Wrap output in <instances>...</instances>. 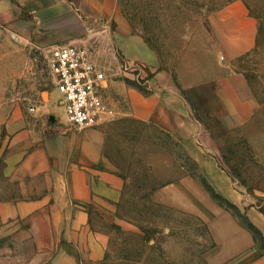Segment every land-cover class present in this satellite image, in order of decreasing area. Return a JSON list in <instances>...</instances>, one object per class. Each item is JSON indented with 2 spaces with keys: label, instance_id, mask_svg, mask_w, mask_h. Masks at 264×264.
<instances>
[{
  "label": "crops",
  "instance_id": "obj_1",
  "mask_svg": "<svg viewBox=\"0 0 264 264\" xmlns=\"http://www.w3.org/2000/svg\"><path fill=\"white\" fill-rule=\"evenodd\" d=\"M156 13L150 12L151 26L138 29L118 0H0V24L15 37L49 56L58 46L93 49L122 75L105 100L109 111L93 129L40 137L22 109L0 108V264L101 262L104 236L95 223L113 219L124 197L115 146L108 126H101L112 117L154 126L178 142L208 183L243 205L264 236V211L248 201L230 166L242 164L219 160L189 96L210 89L217 105L209 113L221 118L226 139L246 141L262 157L264 87L258 92L238 69L258 45L257 22L243 0L204 21L182 18L176 32ZM170 35L176 37L171 44ZM123 75L140 77L146 91ZM222 264H264V254L249 248Z\"/></svg>",
  "mask_w": 264,
  "mask_h": 264
},
{
  "label": "rangeland",
  "instance_id": "obj_2",
  "mask_svg": "<svg viewBox=\"0 0 264 264\" xmlns=\"http://www.w3.org/2000/svg\"><path fill=\"white\" fill-rule=\"evenodd\" d=\"M118 1L138 29L153 24L150 12L160 14L163 10L160 15L167 30L176 32L182 29V18L189 23L204 21L234 0ZM243 1L257 22L258 45L240 60L238 69L260 92L264 87V0ZM170 36L171 44L176 37ZM93 53L92 49L94 62L107 78L106 87L107 82L110 84L104 92L107 100L112 85L122 75L114 64H104ZM49 58V54L15 37L0 24V108L22 109L40 137L59 135L72 127L49 72ZM120 65L124 69L127 66L123 61ZM123 78L146 91L140 77ZM189 96L196 116L218 146L215 154L222 162L242 164H230L241 179L236 184L248 195V201L264 211V195L259 194H264V139L260 141L263 155L256 158L246 141L234 144L226 139L221 118L209 113L208 108L217 105L210 89L199 88ZM114 118L101 126H108L115 146L113 155L124 180V197L113 219L105 217L95 223L98 233L104 236L98 264H222L249 248L264 254V236L247 210L215 190L178 142L154 126Z\"/></svg>",
  "mask_w": 264,
  "mask_h": 264
},
{
  "label": "built area",
  "instance_id": "obj_3",
  "mask_svg": "<svg viewBox=\"0 0 264 264\" xmlns=\"http://www.w3.org/2000/svg\"><path fill=\"white\" fill-rule=\"evenodd\" d=\"M48 68L68 124L79 129L97 126L109 111L104 98L107 78L91 52L74 45L58 46L51 52Z\"/></svg>",
  "mask_w": 264,
  "mask_h": 264
}]
</instances>
